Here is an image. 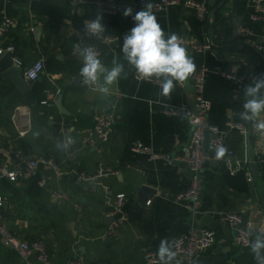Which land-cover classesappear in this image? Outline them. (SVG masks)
<instances>
[{"label": "crops", "instance_id": "crops-1", "mask_svg": "<svg viewBox=\"0 0 264 264\" xmlns=\"http://www.w3.org/2000/svg\"><path fill=\"white\" fill-rule=\"evenodd\" d=\"M98 1L102 0H88L86 4L0 0V31L6 20L12 22L3 34L0 32V59L8 47H14L13 60L18 58L24 64L23 78L25 70L35 62H45L43 75L29 84L33 85L31 104L0 73V196L5 201L0 224L21 240L44 241L51 254L47 264H74L79 260L84 264H147L145 255L157 254L162 239L167 238L173 246L193 229L215 232L213 247L194 264H256L249 248L237 246L234 231L224 219V213L231 212L245 216L255 226L264 221V135L240 119L243 94L236 96L232 82L222 75L246 76L251 83L253 77L264 73V54L258 51L264 23L251 20L252 1L197 0L208 4L210 15L214 13L208 22H202L184 6L154 13L166 35L176 33L200 43L215 35L223 40L209 53L189 54L196 66L193 73L202 66L209 69L205 86V98L211 104L209 127L227 132V151L217 159L210 148L214 147V135L206 131L205 150L211 161L202 173L204 194L198 205L174 201L191 185L190 168L151 162L146 154L135 151L137 146H146L162 154L183 153L190 142L188 120L181 113L171 116L167 112H178L192 104L194 85L187 80L176 86L170 98H164L158 96L157 85L140 81L121 51L123 37L134 27L132 17L123 16V12L104 14L96 5ZM117 1L130 4L135 0ZM98 15L102 16L104 34L115 40L110 45L84 32L85 22ZM240 27L253 34L239 37ZM77 45L98 49L106 66L111 67L114 59L125 64L127 78L113 86L111 95L88 90L82 84ZM117 93L124 96L119 102L115 99ZM50 94L54 98L43 105ZM17 108L30 113L29 128H24V120L17 125L13 122ZM110 111L116 113L117 123L109 141L102 143L92 134L98 117ZM229 122L244 124L247 133L228 131ZM23 130L28 131L25 136H21ZM58 145L63 146L61 154L56 149ZM228 152H233L234 157ZM30 158L57 161L64 177L41 171L37 179L20 178L12 183L2 175L3 168L24 167ZM236 162L250 170L257 165L258 175L253 176L252 183L244 172H231L229 168ZM104 168L117 174L95 183L78 181V173L95 175ZM41 181H45L44 186ZM157 192L161 197L147 206ZM119 193L127 195L125 209L130 219L117 238L105 239L112 222L105 217V203ZM59 195L66 198L60 201ZM177 261L181 264V260ZM0 264L26 263L0 242ZM29 264L41 263L33 255Z\"/></svg>", "mask_w": 264, "mask_h": 264}, {"label": "built area", "instance_id": "built-area-1", "mask_svg": "<svg viewBox=\"0 0 264 264\" xmlns=\"http://www.w3.org/2000/svg\"><path fill=\"white\" fill-rule=\"evenodd\" d=\"M31 1H43V0H31ZM56 1V0H55ZM74 4H86L88 0H67ZM253 4L254 12L251 16L253 22L264 23V0H251ZM145 3H151L153 5V12L158 13L163 10H167L173 7L184 6L190 10H193L198 18L202 22H208L210 17V7L205 2H200L197 0H135L130 4H121L117 0H102L96 3L98 9L108 15H116L122 13L127 7L133 9V14L144 8ZM12 22L6 20L1 28V34L5 32V28L11 26ZM238 36L241 38L252 35V31L247 28L240 27ZM91 36V35H90ZM99 39L104 44L114 43V38L106 36L104 33L99 37L92 36ZM182 38L183 45L186 47L188 54L201 53L206 54L215 49H217L223 42L219 35L213 36L207 42L200 43L197 40ZM95 49V48H94ZM101 56V52L95 49ZM258 51L264 54V37L263 42L259 45ZM5 53L14 54L15 48L10 46L5 50ZM14 63L17 67L23 68V62L18 58H14ZM45 71V62L43 60H38L30 68H28L24 73V81L27 84H31L40 79ZM209 74V69L206 66H202L201 69L193 73L188 80H190L195 89L194 102L189 105H185L178 112H167L168 115L174 116L181 113L186 116L189 123L190 130V142L184 149L182 154H162L155 152L152 148L146 146H137L135 148L136 152H141L146 154L151 162H163L169 166L179 165L187 166L192 171V180L189 189L185 192L178 194L174 201L177 203H191L198 205L204 194V181L202 178L203 170L206 164L211 161L210 155L205 150V135L206 131L209 130L211 134L214 135L212 144L215 145H225V137L227 132L221 130L218 127H209L208 118L211 112V104L205 98V86L207 76ZM222 75L230 80L233 85V92L236 96H241L243 94V88L249 83V78L237 74H226ZM140 81H145L158 86L156 80L147 81L136 75ZM88 90L93 88L85 86ZM117 102L123 99L121 93L115 95ZM54 98L53 94L49 95L48 100L42 102L43 105H47L48 102ZM115 110V106L113 107ZM13 122L17 125L20 121H23L24 128H29L31 125V115L29 112H24L23 108H17L12 116ZM117 123V116L114 111L102 113L95 124L93 130V136L102 143H107L110 139L111 133L115 124ZM228 131H238L243 134L247 133V128L244 124H236L229 122L227 124ZM28 133L27 130L21 132V136H25ZM230 157H234L233 152H228ZM20 158V157H19ZM18 158V159H19ZM232 173L244 172L249 183L254 180L253 173L250 168H246L241 164V162H236L230 168ZM41 171L52 172L58 178H63L65 172L60 163L49 158H38L34 159L22 167L19 165L14 169L3 168L1 171L2 175L7 178L12 183H17L20 178L23 179H37ZM117 171L113 169H100L95 175H88L86 173H78L77 178L79 182L84 183H95L101 178L107 175H116ZM41 186L45 185V181L40 182ZM161 197L158 192L153 195V197L146 203L147 206H151L156 198ZM66 197L64 195H59L58 199L63 201ZM127 202V195L125 193L116 194L115 197L106 200V207L108 208L105 213V217L112 222L108 225L107 230L104 234L105 239H115L119 236L123 226L129 221L130 215L125 209ZM5 201L0 196V211L4 208ZM224 219L234 231L235 242L240 248H249L247 246L246 233L249 230H256L264 232V221L259 225L255 224L246 219L245 216L241 214L226 212L224 213ZM0 242L3 247L15 251L19 257L26 263L29 264V259L31 256L35 255L41 264H47L51 259V254L48 245L41 240H36L32 242H27L21 240L16 235H14L7 227L0 224ZM215 243V232L213 231H199L197 229L191 230L187 235L179 237L173 244V251L177 253L176 261L181 260V264H194L197 258L208 249L212 248ZM145 261L147 264H159V258L155 252H148L145 255ZM74 264H84L83 261L79 260L74 262ZM172 264H177L172 263Z\"/></svg>", "mask_w": 264, "mask_h": 264}, {"label": "clouds", "instance_id": "clouds-1", "mask_svg": "<svg viewBox=\"0 0 264 264\" xmlns=\"http://www.w3.org/2000/svg\"><path fill=\"white\" fill-rule=\"evenodd\" d=\"M152 9L151 3H145L144 8L135 15L131 7L123 10V16L132 17L134 27L123 37L121 51L123 60L135 70L137 76L147 81L156 80L160 89L158 96L170 98L176 86L187 81L196 66L182 38L176 33L166 35ZM84 32L97 37L103 34L105 27L102 16L86 21ZM76 51L82 60L79 72L81 82L94 91L109 96L113 86L121 78H127L124 63L114 59L111 67L106 66L92 46L77 45ZM243 97L240 119L264 135V73L253 77L251 83L244 86ZM210 148L215 151L217 159L222 158L227 151L223 145H210ZM246 236L247 246L256 264H264V232L249 230ZM157 255L159 264H172L177 253L165 238L160 241Z\"/></svg>", "mask_w": 264, "mask_h": 264}, {"label": "water", "instance_id": "water-1", "mask_svg": "<svg viewBox=\"0 0 264 264\" xmlns=\"http://www.w3.org/2000/svg\"><path fill=\"white\" fill-rule=\"evenodd\" d=\"M212 18L214 17V13L210 15ZM26 71V70H25ZM0 73L3 79H10L14 86L17 88V90L23 95L25 101L28 104L33 103V98L31 96V91L33 90V85H29L24 81V78L22 77L23 69L16 66L13 60V55L10 53H7L3 58L0 59ZM61 145L57 146V151L61 154L62 148L59 147ZM251 149H250V157ZM30 161H32V158H30ZM251 170L253 173V176L256 177L258 175V168L256 164H253L251 166ZM149 191V189H146Z\"/></svg>", "mask_w": 264, "mask_h": 264}]
</instances>
